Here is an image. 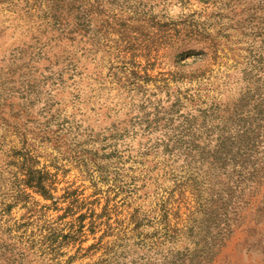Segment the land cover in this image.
I'll return each instance as SVG.
<instances>
[{
    "label": "rangeland",
    "instance_id": "rangeland-1",
    "mask_svg": "<svg viewBox=\"0 0 264 264\" xmlns=\"http://www.w3.org/2000/svg\"><path fill=\"white\" fill-rule=\"evenodd\" d=\"M0 264H264V0H0Z\"/></svg>",
    "mask_w": 264,
    "mask_h": 264
},
{
    "label": "trees",
    "instance_id": "trees-1",
    "mask_svg": "<svg viewBox=\"0 0 264 264\" xmlns=\"http://www.w3.org/2000/svg\"><path fill=\"white\" fill-rule=\"evenodd\" d=\"M40 189H41V190H39V191H41V193H45V192H44V190H45L44 187H41Z\"/></svg>",
    "mask_w": 264,
    "mask_h": 264
}]
</instances>
